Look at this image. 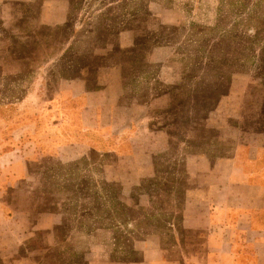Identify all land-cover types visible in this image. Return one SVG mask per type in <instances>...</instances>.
<instances>
[{"label": "rangeland", "instance_id": "obj_1", "mask_svg": "<svg viewBox=\"0 0 264 264\" xmlns=\"http://www.w3.org/2000/svg\"><path fill=\"white\" fill-rule=\"evenodd\" d=\"M61 94L64 132L50 106ZM102 125L120 152L82 146L104 140ZM61 134L69 145L45 153ZM255 146L264 0H0V264H84L103 243L113 258L147 241L193 244L185 194Z\"/></svg>", "mask_w": 264, "mask_h": 264}, {"label": "crops", "instance_id": "obj_2", "mask_svg": "<svg viewBox=\"0 0 264 264\" xmlns=\"http://www.w3.org/2000/svg\"><path fill=\"white\" fill-rule=\"evenodd\" d=\"M58 97L50 106L53 121L64 132L72 115L65 97L62 94ZM29 126L33 129L32 124ZM102 130L108 128L102 125L93 131L100 133L103 141L82 146L101 154L120 152L118 142L110 140L114 139L112 134L105 135ZM16 137L14 141H20ZM53 142L50 151L45 153H58L69 145V139L62 134L49 144ZM102 142L108 146H101ZM27 147L26 153L37 154L35 141H29ZM16 152L4 154L1 160L14 157ZM206 164L204 159L199 161V165ZM213 165L204 184L185 194L181 223L186 230L185 237H193V244L187 242L183 247L179 242L171 250L147 241L133 247L137 257L113 258L106 253L103 243L86 254L84 264H264V146L240 148L232 157L222 158ZM11 166L17 174L23 175L27 170L26 163L10 161ZM175 237L178 239L179 234L175 233Z\"/></svg>", "mask_w": 264, "mask_h": 264}]
</instances>
